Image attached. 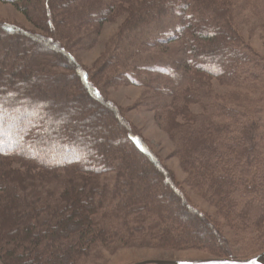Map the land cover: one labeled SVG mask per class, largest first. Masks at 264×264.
Masks as SVG:
<instances>
[{"label":"trees","instance_id":"16d2710c","mask_svg":"<svg viewBox=\"0 0 264 264\" xmlns=\"http://www.w3.org/2000/svg\"><path fill=\"white\" fill-rule=\"evenodd\" d=\"M0 1L32 25L0 18L1 264L264 250V54L243 32L247 0ZM120 83L147 90L183 180L105 95Z\"/></svg>","mask_w":264,"mask_h":264},{"label":"rangeland","instance_id":"374dc122","mask_svg":"<svg viewBox=\"0 0 264 264\" xmlns=\"http://www.w3.org/2000/svg\"><path fill=\"white\" fill-rule=\"evenodd\" d=\"M251 2L252 0H247L248 4L246 9L250 13L245 11L248 18L242 23L243 32L249 39V43L252 47L264 54V29H261V27L264 26V20L262 19V26L258 21L260 18L257 12L254 13L250 7ZM0 18L21 23L26 27H32L31 23L28 22L24 15L8 2L0 1ZM117 23L118 22L106 23L93 44L83 46L76 51L77 58L82 64L92 66L100 58L108 39L117 28ZM162 27L165 28V24L162 25ZM146 92L147 90L144 87L120 83L107 87L105 95L125 109L128 119H130L133 124L140 129L142 135L153 144L155 151L173 171L175 177L179 180H183L185 176L184 171L177 158L171 155V150L173 149L171 142L157 125L153 111L144 103ZM195 197L196 196L191 193V198L197 205L206 209L210 208V206L203 204ZM207 257L213 256H206L196 250L170 252L159 249L125 248L117 250L112 255L108 256L107 264H134L144 259H190Z\"/></svg>","mask_w":264,"mask_h":264},{"label":"water","instance_id":"95a60500","mask_svg":"<svg viewBox=\"0 0 264 264\" xmlns=\"http://www.w3.org/2000/svg\"><path fill=\"white\" fill-rule=\"evenodd\" d=\"M134 264H264V250L249 257H207L190 259H144Z\"/></svg>","mask_w":264,"mask_h":264},{"label":"snow or ice","instance_id":"6c2138e0","mask_svg":"<svg viewBox=\"0 0 264 264\" xmlns=\"http://www.w3.org/2000/svg\"><path fill=\"white\" fill-rule=\"evenodd\" d=\"M4 107L0 105V144H2V135H3V127H4Z\"/></svg>","mask_w":264,"mask_h":264},{"label":"bare ground","instance_id":"6f19581e","mask_svg":"<svg viewBox=\"0 0 264 264\" xmlns=\"http://www.w3.org/2000/svg\"><path fill=\"white\" fill-rule=\"evenodd\" d=\"M260 20H261V19H259L258 21L260 22ZM260 24H261V23H260ZM261 25L263 26V24H261ZM261 29L263 30V29H264V26H263V27H261Z\"/></svg>","mask_w":264,"mask_h":264}]
</instances>
